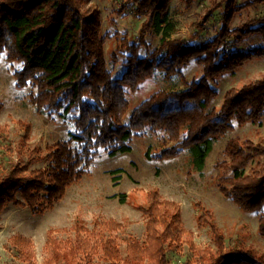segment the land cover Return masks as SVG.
<instances>
[{
	"label": "trees",
	"instance_id": "trees-1",
	"mask_svg": "<svg viewBox=\"0 0 264 264\" xmlns=\"http://www.w3.org/2000/svg\"><path fill=\"white\" fill-rule=\"evenodd\" d=\"M171 1L123 0V9L131 8L149 20L133 43L126 33L121 38L117 34V48L109 59L114 64L121 60L124 70L114 78L101 15L84 9L91 0H0V57L5 55L7 61L21 65L14 73L16 87L31 89L29 101L38 113L57 115L75 127L68 139L42 148L28 144L30 126L20 123L27 134L16 149L17 157L13 146L5 147L1 155L0 213L14 204L43 214L90 173L100 150L112 157L130 153L137 134L158 135L166 144L157 152L148 150L147 159H175L187 151L194 171L201 172L216 141L236 127L263 122L264 78L228 91L220 108L214 107L213 101L222 75L264 57V43L256 46L249 42L253 37L264 39V16L231 29L233 18L243 7H237L235 0H224L227 5L218 35L207 39L196 33L189 39L171 40ZM185 1L190 6L194 0ZM258 3L264 0H250L246 5ZM151 32L162 35L160 48L144 55L142 47ZM192 61L202 65V76L189 81L183 70ZM157 71L168 81L178 79L184 88L156 91L133 109L125 122L131 105L128 96L137 93ZM7 131L8 127L0 124V139ZM170 142L172 146H168ZM224 153L227 160L217 164L219 191L244 212L264 211V139L257 143L230 139ZM34 163L46 166L31 169ZM120 201L125 203V194ZM139 209L147 219L145 242L129 241L123 257L116 240L102 241L105 264H170L168 249H177L184 242L194 256L188 264H264V253L253 246L224 253L225 236L210 210L201 208L197 221L200 229H210L215 250L195 245L193 233L182 227L180 205L163 199L158 190L150 191ZM107 226L122 228L111 221ZM74 229L76 240L69 247L49 233L47 247L54 264H91L95 246L83 236L88 231L86 225L76 223ZM258 234L264 239V212ZM14 241L22 246L21 257L29 260L33 255L31 240L15 236Z\"/></svg>",
	"mask_w": 264,
	"mask_h": 264
},
{
	"label": "rangeland",
	"instance_id": "rangeland-1",
	"mask_svg": "<svg viewBox=\"0 0 264 264\" xmlns=\"http://www.w3.org/2000/svg\"><path fill=\"white\" fill-rule=\"evenodd\" d=\"M249 1L235 0L236 6L243 9L233 18L231 29H237L264 16V3L246 5ZM122 4L123 0H91L84 7L101 15L102 34L107 33L105 48L108 65L114 78L120 76L124 70L121 60L114 64L109 59L111 52L117 48V34L121 38V34L126 33L133 43L139 37L143 23L149 20L148 16L136 15L131 8L123 9ZM215 5L217 7L210 13L209 10ZM226 5L224 0H194L190 6H187L185 0H172L171 40L189 39L196 33L207 39L214 38L222 28ZM161 38L160 33H148L142 53L146 55L158 50ZM249 42L257 46L264 43V39L253 37ZM242 49L244 50V47ZM20 67V64L7 61L5 55L0 57V124L8 127L6 135L0 139V169L1 155L6 152L5 147L13 146L14 157H17L16 149L21 138L27 134L25 127L20 123L30 126L28 144L42 148L48 143L68 139L75 133L72 121L57 115L38 113L29 101L30 88L16 87L14 73ZM183 71L187 80L199 79L202 76V65L192 61ZM263 78L264 57L245 63L235 73L222 75L218 79V96L213 101V106L220 108L228 91L241 89ZM183 88L178 79L168 81L157 71L154 77L141 85L137 93L128 96L131 105L125 122L132 110L156 91H179ZM233 138L259 142L264 139V120L260 125L247 124L244 127H236L227 136L216 141L206 167L201 172L194 171L187 151L175 159H147L148 150L151 153L157 152L166 145L158 135H135L130 153L112 157L103 149L100 150L90 173L68 188L65 197L53 208L39 215L29 207L9 204L0 213V264H54L52 251L47 247L49 233L52 232V237L61 242L63 247H69L76 240V223L86 225L88 231L83 233V236L89 238L95 246L91 264L106 263L100 245L107 239L116 240L125 257L129 241L135 239L141 243L145 242L147 219L139 206L145 205L146 195L154 189L160 192L163 199L175 201L180 205L182 227L193 233V241L198 248L215 250L210 229L198 227L197 220L201 208H205L213 213L215 222L223 230L226 247L224 253L232 248L249 246L264 253V239L258 234L259 218L264 211H242L217 187L221 174L217 164L227 160L224 150L228 141ZM172 145L173 142L168 143V146ZM45 166L34 163L31 169ZM123 194L126 196L125 203L120 201ZM110 221L122 224V228L107 226ZM15 236L31 240L33 255L29 260L21 257L22 246L16 244ZM185 238L184 234L183 240ZM167 256L170 264H188L194 259L186 242L180 243L177 249L169 248Z\"/></svg>",
	"mask_w": 264,
	"mask_h": 264
}]
</instances>
